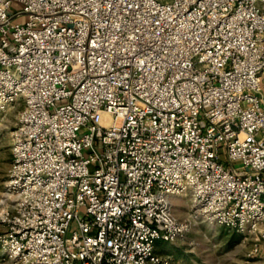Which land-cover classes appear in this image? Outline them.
I'll return each instance as SVG.
<instances>
[{
	"label": "built area",
	"instance_id": "1",
	"mask_svg": "<svg viewBox=\"0 0 264 264\" xmlns=\"http://www.w3.org/2000/svg\"><path fill=\"white\" fill-rule=\"evenodd\" d=\"M263 72L264 0H0L7 261L171 264L199 219L264 247Z\"/></svg>",
	"mask_w": 264,
	"mask_h": 264
},
{
	"label": "rangeland",
	"instance_id": "2",
	"mask_svg": "<svg viewBox=\"0 0 264 264\" xmlns=\"http://www.w3.org/2000/svg\"><path fill=\"white\" fill-rule=\"evenodd\" d=\"M261 85L264 90V72ZM21 107V104H18L0 110V199L9 179L12 132L16 127ZM188 203V197L184 195L172 198L173 211L180 219L188 217ZM155 250L168 255L171 264H264V247L261 242L245 240L234 229L204 219L190 225L188 230L173 241L158 240ZM0 264H10L1 245Z\"/></svg>",
	"mask_w": 264,
	"mask_h": 264
}]
</instances>
